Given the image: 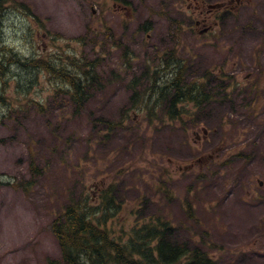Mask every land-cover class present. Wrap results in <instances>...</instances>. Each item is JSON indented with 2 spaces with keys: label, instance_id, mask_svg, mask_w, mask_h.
Instances as JSON below:
<instances>
[{
  "label": "rangeland",
  "instance_id": "374dc122",
  "mask_svg": "<svg viewBox=\"0 0 264 264\" xmlns=\"http://www.w3.org/2000/svg\"><path fill=\"white\" fill-rule=\"evenodd\" d=\"M9 1L0 54L94 68L78 107L41 68L8 61L0 77V264L59 261L51 222L100 194L113 198L116 237L160 215L172 239L204 246L216 264H264V0L213 12L204 34L193 0ZM175 55L187 80L217 95L185 103L183 121L163 90L162 59Z\"/></svg>",
  "mask_w": 264,
  "mask_h": 264
},
{
  "label": "trees",
  "instance_id": "16d2710c",
  "mask_svg": "<svg viewBox=\"0 0 264 264\" xmlns=\"http://www.w3.org/2000/svg\"><path fill=\"white\" fill-rule=\"evenodd\" d=\"M1 1L3 0H0V13ZM12 57H15L13 53L0 54V77L7 71L8 61L11 66L15 65L17 68H30L31 65L33 70L36 68L33 61ZM76 64L71 77L70 74H61V72L56 74V77L67 80L72 87L71 99L78 107L81 105L83 89L90 73L89 68H83L80 63ZM41 66L51 71L50 62H42ZM181 71L182 68L177 71L173 81L165 86L169 95L167 112L171 118L181 116L178 104L196 102L200 93V88L196 87L194 82L185 81ZM1 89L0 103L4 100ZM160 188H162L161 184ZM108 197H105L106 205L102 210V201L97 200L95 206L87 207L83 200V202L70 201L60 211L51 224V231L59 245L60 260L50 261L49 264H216L202 246L179 243L172 239L171 233L175 228L160 215L130 228L125 239L116 237L108 228V221L113 216L108 207V203L113 202V198ZM89 209L91 212L88 211ZM93 209H98L100 215L95 216L97 211Z\"/></svg>",
  "mask_w": 264,
  "mask_h": 264
},
{
  "label": "flooded vegetation",
  "instance_id": "af4514ba",
  "mask_svg": "<svg viewBox=\"0 0 264 264\" xmlns=\"http://www.w3.org/2000/svg\"><path fill=\"white\" fill-rule=\"evenodd\" d=\"M194 3H199V5H196L197 8L200 6V19L196 20L195 25L196 27L202 26L203 30H206L208 27H212L210 24H208L209 18L212 16L213 12L217 11H223V13H228L233 10L235 5H238L241 3V0H217L213 3H210L209 0H193ZM234 3V6H230V4ZM216 4V7L213 9H207L204 12V5H213ZM229 7V8H228ZM162 68L166 69V71L173 73V77H176V70L180 66V61L175 56H167L162 59ZM264 186V184H262Z\"/></svg>",
  "mask_w": 264,
  "mask_h": 264
},
{
  "label": "bare ground",
  "instance_id": "6f19581e",
  "mask_svg": "<svg viewBox=\"0 0 264 264\" xmlns=\"http://www.w3.org/2000/svg\"><path fill=\"white\" fill-rule=\"evenodd\" d=\"M75 88V87H74Z\"/></svg>",
  "mask_w": 264,
  "mask_h": 264
}]
</instances>
